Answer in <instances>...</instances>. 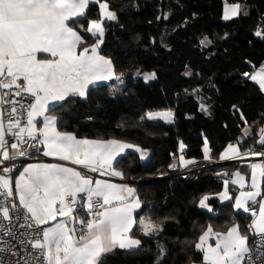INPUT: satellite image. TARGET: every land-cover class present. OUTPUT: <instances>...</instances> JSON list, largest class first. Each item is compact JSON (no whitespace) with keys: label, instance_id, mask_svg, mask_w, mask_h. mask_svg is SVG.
Segmentation results:
<instances>
[{"label":"trees","instance_id":"1","mask_svg":"<svg viewBox=\"0 0 264 264\" xmlns=\"http://www.w3.org/2000/svg\"><path fill=\"white\" fill-rule=\"evenodd\" d=\"M226 2L240 3L241 14L223 22ZM107 3L117 19L106 22L99 51L112 61L117 76H131L91 88L86 99L63 102L52 114L62 121L58 130L77 138L116 139L147 151L143 162L133 148L116 167L124 178L139 182L136 192L142 209L137 218L146 215L162 230L144 236L136 225L133 232L141 246L106 254L101 264L200 263L202 253L195 243L208 226L225 232L233 225L245 231L250 224L249 216L233 209L235 191L228 202L219 198L234 165L203 171L193 181L166 176L179 154L192 163L204 160L205 142L211 160H219L230 144L241 153L264 151L258 143L264 126V93L244 76L264 63V39L254 35L264 30V0ZM90 9L88 19H98V4ZM83 23L86 27L88 20ZM77 30L87 44L95 43L88 33ZM152 72L157 78L145 82L143 74ZM202 104L207 111L201 109ZM155 111H171L174 123L144 118ZM181 142L185 145L182 153ZM204 196L209 197L208 207L201 208Z\"/></svg>","mask_w":264,"mask_h":264},{"label":"snow or ice","instance_id":"2","mask_svg":"<svg viewBox=\"0 0 264 264\" xmlns=\"http://www.w3.org/2000/svg\"><path fill=\"white\" fill-rule=\"evenodd\" d=\"M92 4L99 6L98 19H88ZM240 14V4L226 5L223 19L230 20ZM85 19L88 20L86 27ZM116 19L107 0H0V215L3 221L11 223L10 213L15 212L17 219L23 217L21 228L38 229L36 236L39 238L26 241L32 249L38 250L32 257L36 264H101L105 254L117 248L132 251L142 243L133 232L138 223L134 214L142 209L134 188L93 181L62 164H29L18 178H13L15 166L4 164L25 156L27 148H37L46 157L123 179L124 174L115 169L114 162L118 163L116 158L124 150L134 148L141 159L146 158L147 151L139 146L116 139H78L74 133L58 130L62 121L52 114L54 110L50 107L56 103H71L73 98L86 99L89 86L99 81L120 79L112 61L99 51L106 21ZM77 28L88 33L95 43L87 44ZM254 35L264 39V30ZM137 75L141 73L137 71ZM244 75L264 92V65L254 74ZM156 78L155 72L143 74L145 82ZM200 107L207 111L203 104ZM38 118H43L42 127ZM240 118L245 119L242 112ZM146 119L172 123L173 113L148 112ZM247 135L249 131L245 129ZM8 137L12 138L11 143ZM258 143L264 146V128L260 130ZM24 145L27 147H22ZM184 147L181 142V153ZM209 151L205 142V159H211ZM247 154L230 144L220 160ZM252 154L264 155V152ZM178 160L181 164L192 163L185 161L183 155ZM176 166V162L170 165L171 168ZM251 168V189L254 191H241L234 207L256 219L245 231H241L239 225L225 232L214 231L208 226L195 243V249L202 253V264H257L258 261L264 264V200L259 204L258 213L247 204L248 201L256 203L257 197H261L257 169H260L259 175L264 176V167L253 164ZM234 175L236 179L231 183L243 188L244 177L239 172ZM228 183L224 181L222 201L232 199L227 191ZM208 199L204 196L199 207H208ZM50 222L55 223L42 227ZM77 224L79 231L75 227ZM139 230L144 236H151L162 229L148 219L139 221ZM4 234L14 235L11 229ZM250 237L257 239L250 241ZM209 239H215L214 246L208 243ZM32 261L25 259L24 264H32Z\"/></svg>","mask_w":264,"mask_h":264},{"label":"built area","instance_id":"3","mask_svg":"<svg viewBox=\"0 0 264 264\" xmlns=\"http://www.w3.org/2000/svg\"><path fill=\"white\" fill-rule=\"evenodd\" d=\"M9 98L11 99L12 97ZM16 99H20V98H16ZM4 107L7 108L8 106L5 105ZM6 119L7 116H5V120ZM8 139L9 142L11 143L12 138L8 137ZM22 147H27V146L24 145ZM260 152H264V151L260 150L252 153H260ZM252 153H248L246 156L227 160L224 162L218 160L204 159L201 161L191 163L185 168H182L178 160L175 159L171 164L176 162L177 166L175 168H171L169 166V173L166 176V178H183L186 181H193L199 176L201 172L213 169L215 167L244 164L251 162H264V155H254ZM33 161H40L44 163L58 162L48 157H45L42 154V150H38L37 148H27V154L25 156L17 157L15 160L4 162V164L5 166H9V167L15 166V170L11 174L12 177L14 178L16 172L21 166ZM74 168L82 172L84 175L90 177L91 179L104 178L102 175H100L99 172H90L87 171L86 169L81 168L80 166H76ZM15 202L19 204L17 198L15 199ZM10 215L12 216L11 223H9L8 221H3L2 215H0V249L4 250L0 252V264H24L25 259L32 261V257L36 255L38 250L32 249L31 246L26 243V241L35 240L39 238L36 236L38 229H36L35 227L31 229L27 227L21 228L19 225L21 223H24L22 215L20 219L16 218L15 212H11ZM82 215H84L85 218H88L86 212H83ZM42 227L46 228L45 226ZM75 227L79 231L80 226L76 225ZM9 229H11V231L14 233L13 236H8L4 234ZM253 239H257V238L250 237V241ZM32 264H36V262L32 261ZM257 264H261V262L258 261Z\"/></svg>","mask_w":264,"mask_h":264},{"label":"crops","instance_id":"4","mask_svg":"<svg viewBox=\"0 0 264 264\" xmlns=\"http://www.w3.org/2000/svg\"><path fill=\"white\" fill-rule=\"evenodd\" d=\"M102 46V45H101ZM100 46V47H101ZM100 50V49H99ZM262 65H264V63L262 64ZM259 70V68H257L255 71H258ZM255 71L254 72H252L251 74H254L255 73ZM120 77V79L119 80H116L115 78L113 79V80H110V81H99V82H97L95 85H90L89 86V90L91 89V88H94V87H96V86H100V85H106L108 82H110V83H112V82H118V81H121V79H122V77L121 76H119ZM253 82V81H252ZM254 83V82H253ZM255 84V83H254ZM256 85V84H255ZM257 87H258V85H256ZM264 93V92H263ZM59 104H61V103H56V104H54V105H51L50 107L52 108V109H54L55 107H57ZM38 124H39V126H43V118H38ZM263 128H264V126H263ZM260 131V130H259ZM259 133V132H258ZM78 139H81V138H78ZM90 140H96V139H90ZM133 148H130V149H126V150H124V152H122L116 159H117V161L119 162L120 161V159H122L129 151H131ZM181 153V152H180ZM181 154H179L178 156H177V160H178V158H179V156H180ZM46 157V156H45ZM48 158H50V159H53L54 161H58L57 163H44V162H40V161H33V162H30V163H27V164H25V165H23V166H21L19 169H18V171L16 172V174H15V176H14V178H18V176H19V174H20V172H22L23 171V169L25 168V167H27L29 164H62V165H64V166H66V167H71V168H74V167H76V166H78V165H74V164H71L70 162H68V161H60V160H57V159H54V158H52V157H48ZM229 160H231V159H229ZM218 161H221V162H224V161H227V160H218ZM178 162H179V160H178ZM116 164H117V162H114V167H115V169L117 170V171H119L118 169H117V167H116ZM180 164V166L182 167V168H185V167H187L188 165H190L191 163H188V164H181V163H179ZM253 164H256V165H260L261 167H264V162H251V163H244V164H236V165H234V167H233V171L231 172V174H230V177H229V179H228V185H227V190H228V193H229V195L232 197V192L233 191H235V195H234V201H233V209H234V211L236 212V213H239V214H244V215H247V216H249V218H250V224L252 223V221L254 220V219H256V217H253L250 213H245V212H243V210H237V209H235V207H234V203H235V198L236 197H239V195H240V192L241 191H249V190H253V189H251V184H252V168H251V165H253ZM74 169H76V168H74ZM77 170V169H76ZM78 171V170H77ZM237 172H239L243 177H244V187L243 188H241L238 184H233V183H231V181L233 180V179H236V177H235V173H237ZM259 172H260V169H257V183H258V185H259V188H260V191H261V197H257V202L256 203H253L252 201H248L247 202V204H248V206L253 210V211H255L256 213H258L259 212V204H260V202H262V200H264V194H263V182H264V176H260L259 175ZM104 178H96V179H92L93 181H95V180H102V181H106V182H108V183H113V184H117V185H127V186H129V187H132V188H134L135 189V192H136V185H137V181H133V180H129V179H126V178H123V179H121L120 177H116V176H112V175H102ZM107 178V179H106ZM13 190H14V192H15V188H14V184H13ZM254 191V190H253ZM136 195H137V192H136ZM138 196V195H137ZM18 199V198H17ZM141 211V209L140 210H138V212L137 213H135L134 215L136 216V218H137V215H138V213ZM58 219H59V217H58ZM149 218L148 217H139V218H137V221H138V223H137V225H139V221L140 220H148ZM55 222H50L49 224H47V225H43V226H45L46 228L47 227H50V226H52L53 224H54ZM249 224V225H250ZM78 225V224H77ZM76 226V225H75ZM136 226V225H135ZM135 226H134V228H135ZM134 228H133V230H134ZM208 243L209 244H211V245H215V239H209V241H208ZM116 250H120V249H116ZM106 255V254H105ZM197 264H202V261L200 262V263H197Z\"/></svg>","mask_w":264,"mask_h":264},{"label":"rangeland","instance_id":"5","mask_svg":"<svg viewBox=\"0 0 264 264\" xmlns=\"http://www.w3.org/2000/svg\"><path fill=\"white\" fill-rule=\"evenodd\" d=\"M231 4H233V3H225V5H224V10H223V15H224V11H225V7H226V5H231ZM235 4H237V3H235ZM238 4H240V3H238ZM223 15H222V21L223 22H228V21H230V20H232V19H234V18H236V17H233L232 19H230V20H225V19H223ZM115 21V20H114ZM106 22H108V21H106ZM130 74H125V75H123L122 77H123V81L124 80H127V79H129L130 78ZM121 80V81H122ZM150 81H153V80H150ZM150 81H148V82H150ZM111 83L110 82H108L106 85H110ZM155 112H167V111H155ZM144 118H146V115L144 116ZM154 122H160V123H163V124H165V125H169V124H173L174 123V116H173V122L172 123H168V122H166V121H164V120H156V121H154ZM259 138H260V131H259ZM207 147L209 148V144H208V142H207ZM204 148H205V146H204ZM210 150V149H209ZM203 153H204V149H203ZM209 156H210V151H209ZM204 158H205V153H204ZM206 160H210V159H206ZM142 161L143 162H145L146 161V159H142ZM225 191V186H224V189H223V191H222V193ZM228 191V190H227ZM221 193V194H222ZM220 194V195H221ZM219 198H220V196H219ZM221 200V199H220ZM229 201V200H228ZM228 201H222L221 200V202L222 203H225V202H228ZM147 217L146 215H141V217ZM136 250V249H135Z\"/></svg>","mask_w":264,"mask_h":264}]
</instances>
